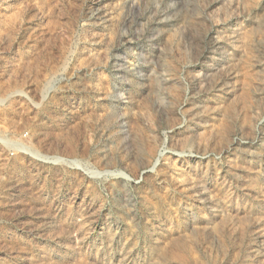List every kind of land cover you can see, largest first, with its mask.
<instances>
[{"label":"rangeland","instance_id":"374dc122","mask_svg":"<svg viewBox=\"0 0 264 264\" xmlns=\"http://www.w3.org/2000/svg\"><path fill=\"white\" fill-rule=\"evenodd\" d=\"M0 264H264V0H0Z\"/></svg>","mask_w":264,"mask_h":264}]
</instances>
